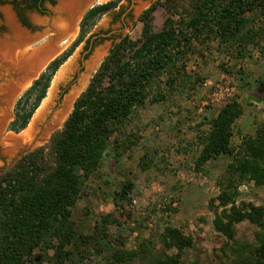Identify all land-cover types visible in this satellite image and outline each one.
I'll list each match as a JSON object with an SVG mask.
<instances>
[{
	"label": "rangeland",
	"instance_id": "1",
	"mask_svg": "<svg viewBox=\"0 0 264 264\" xmlns=\"http://www.w3.org/2000/svg\"><path fill=\"white\" fill-rule=\"evenodd\" d=\"M1 1L4 3L0 4V24H5L11 33L12 26L3 10L7 9L15 20L9 4L12 0ZM107 1L111 0H91L90 4ZM155 1L158 0H117L114 9L100 16L56 69L45 97L18 133L7 130L15 100L8 107L4 104L8 87L4 85L9 83L0 72V138L29 139L35 133L31 141L13 149L12 154L0 147V174L23 154L48 144L71 110L69 105L62 119L54 122L65 99L73 92L75 98L85 89L110 47L120 38L134 40L139 36L141 24L137 17ZM57 3L54 0L53 6L45 4V10L61 25L60 2L58 6ZM25 15L41 35L45 33L41 28L45 18L36 19L34 12ZM80 17L79 12L69 31L61 33L67 39L58 44V55L78 36ZM164 17L163 9L156 6L151 22L154 31L161 28ZM7 36L11 37L6 35L2 40ZM258 51V46H250L240 55L232 47L203 40L186 53L180 80L173 87L167 88L164 76L160 78L153 91L164 95V100L155 104L145 101L135 111L115 136L116 143L109 145L100 165L83 182L71 219L81 234L93 239L91 245L81 248L82 258L78 257L73 264H103L110 251L134 250L139 243L154 246L156 255L174 254V248L165 249L160 241L166 227L191 238V245L180 254L179 264H230L247 256L258 244L259 229L247 221L234 225L231 240L215 232L212 226L220 208L215 201L210 205V200L218 194L216 183L230 159H211L199 172L194 170L200 149L197 138L225 102L235 99L241 107V115L232 127L231 146H238L241 137L253 135L259 125H264V57ZM13 77L9 74L6 79ZM52 123L56 125L49 130ZM115 146L119 147L113 150ZM117 152L121 154L117 156ZM235 203L264 205V191L251 183L239 185ZM33 259L39 262L37 253Z\"/></svg>",
	"mask_w": 264,
	"mask_h": 264
},
{
	"label": "trees",
	"instance_id": "2",
	"mask_svg": "<svg viewBox=\"0 0 264 264\" xmlns=\"http://www.w3.org/2000/svg\"><path fill=\"white\" fill-rule=\"evenodd\" d=\"M117 3L111 0L94 5L82 15L78 36L68 49L50 61L14 102L8 131L18 133L26 127L56 69L93 23ZM9 4L20 17L21 3L12 0ZM158 5L165 17L161 28L154 31L152 13ZM137 22L141 24L139 36L134 40L124 36L110 47L48 144L22 155L0 174V264H73L82 258L81 248L91 245L93 238L81 234L71 217L83 182L100 165L135 111L145 101L155 104L164 100V95L153 89L163 76L167 88L180 80L185 55L193 45L216 41L240 55L246 48L258 46L264 57V0H158L141 11ZM240 115L235 99L219 108L197 138L200 149L194 170L199 172L211 159H230L216 183L218 194L210 200V205L215 201L220 208L212 226L231 240L234 225L242 221L254 225L259 229L258 244L230 264H264V205L235 203L239 185L251 183L264 191V125L253 135L241 137L233 147L232 127ZM160 241L165 249L176 252L156 255L154 246L139 243L134 250L110 251L103 264H179L182 250L191 245L190 237L170 227L163 230ZM35 253L40 258L37 263Z\"/></svg>",
	"mask_w": 264,
	"mask_h": 264
},
{
	"label": "bare ground",
	"instance_id": "3",
	"mask_svg": "<svg viewBox=\"0 0 264 264\" xmlns=\"http://www.w3.org/2000/svg\"><path fill=\"white\" fill-rule=\"evenodd\" d=\"M82 1H78V0H61L60 1L58 21L61 24L63 23V25L66 26V29L67 27L69 29V26H71V23L76 17L77 13L83 8L81 6H83V4L87 5L88 3H90L91 0H82ZM3 12H4L7 22L13 27V30H12L11 37L7 36L5 40H2V41L0 40V72L2 76H6L9 72L12 73L13 71L14 73L20 74V75L17 74L18 75L17 79L15 77V78L9 79L8 81L9 85L7 87V92L9 93V96L11 97L12 93L14 94L15 88H16L13 85L20 82V80L22 81L24 76L31 74L32 69L38 66L41 62L43 64L44 63L43 58H45V56L47 57V53L42 52L41 54H39V52H37V53H31L30 55L26 51H23V46L26 43L28 36L22 30H20L17 26H15L14 20L7 9H4ZM63 32L65 31H62V33ZM12 39H14L16 43L12 44L11 43ZM54 52H58V48ZM21 72H23V74ZM72 95H74V92L72 93ZM71 96H68L65 99L60 111L57 112L55 115L54 122L58 123L62 119L64 114L66 113L68 106L70 104ZM3 112L5 114V111ZM56 123H52L53 125L49 128V130L54 125H56ZM0 127H1V123H0ZM34 136H35V133H33V135H31L29 139H26V138L24 139L22 137L20 138L8 137L7 139L0 138V147H3L6 154H12L14 152L13 149L15 148L17 149L21 145L24 146L25 143H28L29 141H31Z\"/></svg>",
	"mask_w": 264,
	"mask_h": 264
},
{
	"label": "flooded vegetation",
	"instance_id": "4",
	"mask_svg": "<svg viewBox=\"0 0 264 264\" xmlns=\"http://www.w3.org/2000/svg\"><path fill=\"white\" fill-rule=\"evenodd\" d=\"M20 3H21L20 9L18 10L21 13L20 17L17 15V11L15 10L14 6H12L10 4V8L13 11L14 17H15L14 22L19 26V28L22 29L28 36L35 35V33L36 34L40 33L39 31H37L38 29L36 30V28H34L35 25L33 26L34 23L29 19V17H27L25 15V12H28V13L34 12L35 16H37L36 19L41 20V18H45V20H43V22H44L43 27H41V28L45 29V32L48 31L46 35L52 36V18H51V15L49 14L50 11L47 12V10H45V4H48L49 6H53L54 2L50 3V0H35V1H32V0H25L24 1L23 0L22 2L20 1ZM85 5L86 4H83V6H81V7H84ZM0 19H2L1 16H0ZM72 23H73V21H72ZM72 23H71V25H72ZM61 29L62 30L58 29L59 30L58 32H60V33H62V31L66 32L68 27L66 29V26H64ZM12 30H13V27H12ZM9 32H10V30L5 24L4 25H3V23L0 24V40L1 41H2V37H4L3 35H5V34L11 35L12 34V31L10 34H9ZM12 42H13V39H12ZM14 43H16V42H14ZM9 74H14V71L12 73L9 72L7 75H9ZM7 75L2 76V79H5L6 83L9 81L8 78H7L8 80L6 79ZM2 172L3 171H1V173Z\"/></svg>",
	"mask_w": 264,
	"mask_h": 264
},
{
	"label": "water",
	"instance_id": "5",
	"mask_svg": "<svg viewBox=\"0 0 264 264\" xmlns=\"http://www.w3.org/2000/svg\"><path fill=\"white\" fill-rule=\"evenodd\" d=\"M94 6V4H87L86 6H84L79 12H80V15L82 17V15L90 8H92ZM66 34H56V36L52 37L49 41L51 42L52 44V49L51 51H40V49H37L36 51H32V53H37L39 52V54H41L42 52H46L47 53V57L45 56V58H43L44 60V63L42 64V62L36 66L34 69H32V72L31 74H28L27 76H24L23 80L18 83H16L15 85H13L15 88V92L14 94L12 93V96L10 97L9 96V93L7 92V90L5 91V99H4V104L6 105V107L9 106L10 102L15 100L21 95V93H23L31 84L32 81H34L38 75L44 70V68L47 66V64L52 61L54 58H56L58 56V53H59V47H58V44L60 43H63L67 37L65 36ZM60 37V38H59ZM58 48V52H54L56 51V49ZM42 50V49H41ZM42 64V65H41ZM23 74V72H21ZM17 74L19 73H14V77H16L17 79ZM20 75V74H19ZM22 76V75H21ZM8 93V95H7ZM20 93V94H19ZM19 94V95H18ZM76 99V97L74 98V95L71 96L70 98V107H71V110H72V107H73V103H74V100ZM71 110L68 112V114L66 115L65 119L68 117V115L70 114ZM12 119V118H11ZM10 119V120H11ZM64 119V120H65ZM63 120V122H64ZM62 127V125H60V128ZM24 155V154H23ZM35 261H37V258L35 259Z\"/></svg>",
	"mask_w": 264,
	"mask_h": 264
},
{
	"label": "crops",
	"instance_id": "6",
	"mask_svg": "<svg viewBox=\"0 0 264 264\" xmlns=\"http://www.w3.org/2000/svg\"><path fill=\"white\" fill-rule=\"evenodd\" d=\"M59 2H60V0H58V3H57V6H58V4H59ZM56 6V7H57ZM3 10V9H2ZM2 12V11H1ZM2 14H3V12H2ZM3 17H4V15H3ZM14 24L19 28V26L14 22ZM63 28L64 27V25L63 24H61V25H59L58 24V22H56V20H52V36H48V35H46L47 34V32H45V33H43L42 35H41V33H39V34H36L35 33V35H32V36H28L22 29H20V30H22L27 36H28V38H27V41H26V43L24 44V46H23V51H26L28 54H30L31 55V53H32V51H36L37 49H40V51H51V49H52V44H51V42L49 41L52 37H54V36H56V34H57V31H59L58 29H60V28ZM10 30V29H9ZM67 31H69V30H67ZM10 33V32H9ZM68 33V32H67ZM6 35H8V34H6ZM5 35V36H6ZM4 36V37H5ZM3 38V37H2ZM15 42V40L13 39V42H12V40H11V43L13 44ZM3 85H4V83H3ZM9 84H6V85H4V86H8Z\"/></svg>",
	"mask_w": 264,
	"mask_h": 264
}]
</instances>
